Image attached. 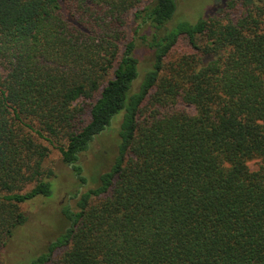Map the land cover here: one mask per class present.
Masks as SVG:
<instances>
[{"label": "trees", "instance_id": "obj_1", "mask_svg": "<svg viewBox=\"0 0 264 264\" xmlns=\"http://www.w3.org/2000/svg\"><path fill=\"white\" fill-rule=\"evenodd\" d=\"M177 1L0 0V250L51 194V146L82 189L28 264H264V0L195 22ZM115 121L87 186L80 154Z\"/></svg>", "mask_w": 264, "mask_h": 264}, {"label": "rangeland", "instance_id": "obj_2", "mask_svg": "<svg viewBox=\"0 0 264 264\" xmlns=\"http://www.w3.org/2000/svg\"><path fill=\"white\" fill-rule=\"evenodd\" d=\"M221 6V1L216 0H179L174 16L176 20L185 19L195 22L206 14L220 13ZM134 26L135 23L132 22L128 26L127 38L129 39L134 36L132 32ZM139 33H142V31L139 30ZM190 49L191 47L187 41L181 40L170 53L168 60L174 59L180 54L190 51ZM150 53L147 48L136 40L135 56L139 60L140 77L144 69L148 67ZM79 103L86 106L84 120L87 121L89 102L79 101ZM178 106L189 113L195 111L191 106L184 104H178ZM117 125L118 121H115L109 132L96 137L91 147L80 154L81 174L85 176L88 182L87 186H94V181L97 180L99 174L105 171L113 160ZM258 164V160H251L248 166L255 169ZM45 165L52 167L56 172L55 177L50 180L51 194L49 196H38L20 204L21 210L25 213L26 221L13 231L6 246L0 250V264H28L31 258L45 251L47 244L64 231L67 226L61 208L66 204L72 208L75 207L76 200L73 196L78 189H82V186H79L76 179L78 176L74 170L61 162L58 151L51 146H49Z\"/></svg>", "mask_w": 264, "mask_h": 264}]
</instances>
